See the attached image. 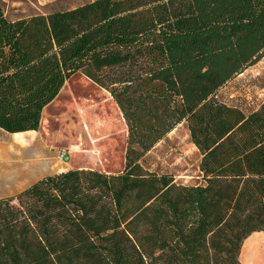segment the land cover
<instances>
[{
  "label": "trees",
  "instance_id": "16d2710c",
  "mask_svg": "<svg viewBox=\"0 0 264 264\" xmlns=\"http://www.w3.org/2000/svg\"><path fill=\"white\" fill-rule=\"evenodd\" d=\"M264 55V0H83L11 18L0 0V128L39 130L82 73L128 126L126 165L75 167L0 198V264H243L264 231V101L218 91ZM179 124L201 181L143 159Z\"/></svg>",
  "mask_w": 264,
  "mask_h": 264
},
{
  "label": "rangeland",
  "instance_id": "374dc122",
  "mask_svg": "<svg viewBox=\"0 0 264 264\" xmlns=\"http://www.w3.org/2000/svg\"><path fill=\"white\" fill-rule=\"evenodd\" d=\"M4 1L8 16L18 18L43 11L46 4L64 8L83 0ZM217 97L242 108L246 113L257 108L264 101V55L230 79L218 91ZM44 115L42 130L47 136L46 141L53 150L68 151L64 162L74 168H95L110 173L124 169L128 126L109 91L78 72L66 82ZM0 139L8 141L9 135L0 130ZM4 155L0 154V160L6 158ZM142 162L150 171L171 174L176 181L185 184H195L202 179L198 166L199 151L183 124L160 140ZM11 169L1 162L0 176ZM256 235L264 238V231L255 232L253 236Z\"/></svg>",
  "mask_w": 264,
  "mask_h": 264
},
{
  "label": "crops",
  "instance_id": "0c3cea01",
  "mask_svg": "<svg viewBox=\"0 0 264 264\" xmlns=\"http://www.w3.org/2000/svg\"><path fill=\"white\" fill-rule=\"evenodd\" d=\"M44 116L39 130L13 133L0 128L9 135L8 141L0 139V154L3 153L6 157L0 160V163L2 162L6 167L12 168L6 171L7 174L0 176V198L15 196L47 175L74 168L68 162H64L68 155L65 158H60L58 156L60 149L53 150L50 143H47V136L42 130ZM18 133L24 135L23 140L14 137ZM56 151L57 156H55Z\"/></svg>",
  "mask_w": 264,
  "mask_h": 264
},
{
  "label": "bare ground",
  "instance_id": "6f19581e",
  "mask_svg": "<svg viewBox=\"0 0 264 264\" xmlns=\"http://www.w3.org/2000/svg\"><path fill=\"white\" fill-rule=\"evenodd\" d=\"M14 137L18 140L24 139L21 133L15 134ZM253 235L254 233L246 238L240 253L241 259L247 264H264V238L261 235Z\"/></svg>",
  "mask_w": 264,
  "mask_h": 264
},
{
  "label": "built area",
  "instance_id": "2783aa9c",
  "mask_svg": "<svg viewBox=\"0 0 264 264\" xmlns=\"http://www.w3.org/2000/svg\"><path fill=\"white\" fill-rule=\"evenodd\" d=\"M67 155H68V151H67L66 149H60V150L58 151V156H59L60 158H65Z\"/></svg>",
  "mask_w": 264,
  "mask_h": 264
}]
</instances>
